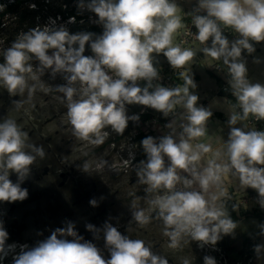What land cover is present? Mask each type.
Listing matches in <instances>:
<instances>
[{
	"label": "clouds",
	"instance_id": "9594fccd",
	"mask_svg": "<svg viewBox=\"0 0 264 264\" xmlns=\"http://www.w3.org/2000/svg\"><path fill=\"white\" fill-rule=\"evenodd\" d=\"M199 7L207 14L193 19L196 39L203 43L212 38V46L203 51L213 59L223 57V62L229 66L233 95L242 110V115L233 113L230 116L229 124L235 125L250 115L264 120V85L250 83L245 64L237 61L242 49L248 53L254 51L250 40L264 41V0H199ZM78 8H85L84 0H79ZM87 8L97 14L98 23L103 25L102 34L96 35L95 39L91 32L70 34L63 25L50 26L55 25V20L49 18L50 25L20 33L3 52L0 86L11 95L27 90L31 96L36 85H29L28 80L38 79L28 63L33 56L39 61L41 71L50 68L53 76L57 72L66 73L68 83L58 85L56 91L64 94L72 133L79 140L97 146L106 139L107 134H102L105 128L110 126L115 133L123 135L129 120L139 121L138 114L126 115V104L151 107L165 117L181 105L186 109L188 123L182 125L179 142L172 135L163 136L159 143L152 136L144 138L141 144L147 160L140 161L137 176L140 183L148 186L147 192L167 190L151 199L149 204L150 210L155 209L157 217L163 221L170 248L179 247L182 234L215 244L221 232L231 233L236 224L222 207H216L203 193L208 192L210 185H218L221 175L231 168L238 174L242 186L258 191L259 203L264 208V167L258 166L264 165V130L244 131L232 127L226 143L229 163L209 160L208 166L198 173L195 163L200 160L201 153L212 149L210 145H193L190 141L205 135V122L211 112L196 106L198 96L189 93V86L195 87V84L186 72L180 73L183 86L167 88L152 83L159 78L153 53H162L174 69L183 68L194 57L191 48L174 42L178 30L183 27L176 3L173 0H89ZM74 19L70 18L69 23ZM220 25L232 28L240 36L230 47ZM86 43L90 44L94 56L84 55ZM49 50H52L51 54ZM139 80L146 81V86H139ZM77 82L79 89L74 86ZM168 127L172 128V124ZM27 138L28 134L16 120L6 118L0 122V201H22L28 195L27 189L21 188V182L26 179L35 156L25 150ZM30 147L44 157L42 147ZM165 156L170 161L167 167ZM88 169L89 165L85 163L84 170ZM177 169L191 171L202 191H174L181 179ZM12 172L17 175L15 183L10 179ZM184 184L192 186L193 179L185 180ZM216 199L212 197V201ZM90 203L95 206L97 201L93 199ZM133 219L144 226L151 218L145 210L137 209ZM260 227L264 233V224ZM86 228L99 238L101 229L91 223ZM103 234L110 253L107 260L94 243L77 234L72 222L56 228L35 246L19 245L14 252L17 245L6 246L9 234L0 223V260L10 255L9 258L13 256L12 264H169L167 258L154 254L143 240L122 235L108 222L104 224ZM68 236L73 239L68 240ZM262 249L264 245H255L258 258ZM204 261L215 264L211 257L206 256ZM182 264L189 262L185 259Z\"/></svg>",
	"mask_w": 264,
	"mask_h": 264
},
{
	"label": "rangeland",
	"instance_id": "374dc122",
	"mask_svg": "<svg viewBox=\"0 0 264 264\" xmlns=\"http://www.w3.org/2000/svg\"><path fill=\"white\" fill-rule=\"evenodd\" d=\"M25 14L27 17L22 20L11 15L0 19V63H3V52L18 35L32 28V13L26 10ZM28 63L38 77L35 81L28 80L29 85H36L31 96L27 90L11 95L0 86V122L6 118L16 120L28 134L25 150L35 156L26 179L21 182V188L28 191L27 197L22 201H0V223L9 234L6 246L15 243L14 252L23 244L31 248L56 228L72 222L77 234L94 243L107 260L110 253L105 247L103 227L108 222L122 235L143 240L154 254L167 258L169 264H182L185 259L189 264H205L204 258L212 256L211 249L202 248L203 243L188 234L181 235L179 247L170 248L162 219L157 217L155 209L150 210L149 201L167 190L150 193L146 191L148 186L139 182L140 161L147 159L143 148L137 150L142 144L137 140L135 123H128L123 135L113 132L110 126L105 128L102 134H107L106 139L98 146L79 140L67 121L64 94L56 91L58 85L68 83L67 74L57 72L53 76L50 68L41 71L34 56ZM74 86L80 87L78 82ZM136 105L131 104V107L136 108ZM127 113L132 112L127 109ZM143 129L156 134L165 130L164 125L156 123L143 126ZM30 146L42 147L44 157L37 155ZM164 159L165 167L169 166L168 158L165 156ZM85 163L89 165L88 170H84ZM178 170L182 176H187ZM10 179L15 183L17 175L12 172ZM93 199L97 201L95 206L90 203ZM137 209L145 210L151 218L150 223L140 226L133 219V212ZM88 223L101 229L99 238L87 230ZM66 238L73 239L71 236ZM9 257L0 260V264H12L13 256Z\"/></svg>",
	"mask_w": 264,
	"mask_h": 264
},
{
	"label": "crops",
	"instance_id": "0c3cea01",
	"mask_svg": "<svg viewBox=\"0 0 264 264\" xmlns=\"http://www.w3.org/2000/svg\"><path fill=\"white\" fill-rule=\"evenodd\" d=\"M191 1L173 0L178 7V15L181 17L182 25L186 18V10L190 7L187 4ZM201 11L206 12L205 9H201ZM178 32L174 38L175 43ZM249 42L253 45L254 51L248 53L246 49H242L241 56L238 59L245 64L247 69L246 74L251 83L264 85V41L256 42L250 40ZM193 52L194 57L183 67L184 72L192 78L195 84V87L189 86V93L198 96L197 107H203L211 112V116L205 122V135L190 141L193 145L198 143L210 145L212 149L208 153H201L200 160L195 163L196 171L199 173L208 166L209 160L215 159L221 164L229 163L226 154V143L232 127L241 128L244 131H250L251 128L247 125L246 119L238 120L235 125L229 124L230 116L236 112L231 107L232 99L227 95L228 92L222 89L224 77L214 68L216 59L206 55L199 48H196ZM152 55L154 60L159 63H169L162 53H153ZM183 84L184 80L182 81V86ZM231 91V95H233V89ZM186 115V109L181 105L175 107L171 112V116L165 117L163 115L164 132L170 131L176 142H179L180 136L183 133L182 125L188 123ZM170 123L172 124V128L168 127ZM184 135L187 138L186 134ZM216 152H219L220 155L216 156ZM258 166L263 167V165ZM180 170L193 179L191 190L202 191L198 181H195L192 176L191 171ZM234 172L235 170L230 168L227 174L221 175V181L218 185H210L208 192L203 194L216 207H222L227 216L236 224L231 233L224 234L221 232L219 234L220 238L215 244L230 253H239L244 247L245 240L252 235H257L256 245H264V233H262L260 227L261 224H264V215L257 213L243 216L240 215L242 211L236 206L231 205L230 200L232 198L238 199L245 194L257 191L251 187L242 186L238 174H234ZM213 196L217 197L215 201H212ZM254 261L256 264H264V249L261 250L259 258L255 252Z\"/></svg>",
	"mask_w": 264,
	"mask_h": 264
},
{
	"label": "built area",
	"instance_id": "2783aa9c",
	"mask_svg": "<svg viewBox=\"0 0 264 264\" xmlns=\"http://www.w3.org/2000/svg\"><path fill=\"white\" fill-rule=\"evenodd\" d=\"M0 1H1L0 5L3 9L6 5L13 3L15 0H0ZM27 2H29L28 7L35 11L33 15L34 23L32 28L36 26L43 27L46 24L50 25L49 18H52V20H55V25H50V26H54L58 28L59 26L63 25L67 28L69 33H71L74 27H76V29L81 28L83 32L94 33L93 28L96 27L99 29V32L94 33L95 35L93 36V39H95L96 35H100L103 32V25L98 23L99 18L97 14L88 10L87 8V4L89 3V0H84L85 8L83 9L78 8L79 0H70L68 2L67 0H39L40 4H37L34 0H28ZM33 4H35L36 6L35 8L31 7V5ZM206 14H207L206 12H203L199 9V4L189 7L186 10V18L183 27L178 32L176 43L180 44L182 47L191 48L192 50L199 48L203 51L205 47H211L212 46L211 37L209 38L208 41L203 43L199 42L196 39L197 29L193 24V19L195 16L206 15ZM73 17L75 18L74 22L69 23V19ZM220 28L222 35H224L229 40V47L231 46L232 42L240 38L239 34L236 33L232 28L225 27L223 25H220ZM86 54L87 56H94V53L90 49L89 43H86L85 46L84 55ZM237 61L240 62L238 58ZM154 66L158 69V73H159V78L154 79L152 82L154 86L157 84L167 88H175L178 86H182L183 78L180 76V73L184 72L183 68L174 69L170 66L169 63H159ZM214 68L224 77V83L222 89L225 92H229L231 88L230 81L232 79V76L231 73L229 72V66L223 62V57H221L218 60L216 59L214 63ZM246 78L251 83L247 74H246ZM143 82L144 80L137 81L139 86H141L142 88L146 86V84ZM129 106H131V104H126L125 106L126 112ZM231 107L235 110L236 113H240L242 115V110L239 107L236 97H234L231 100ZM141 108H140L141 110L133 111L130 115L127 113V115L132 116L133 114L139 115L141 113L148 112L146 106H143ZM150 110H151L149 111L150 117L148 119L142 121L139 118V121H132V120L128 121V123H135L134 130L136 135L139 133L138 126H142V125L147 126L150 124L152 125L154 123H156V125H163L164 123V120H162L163 113H160L159 111L153 108ZM168 116H171V113H169ZM246 123L251 128V130H264V120H257L255 117L250 115L246 119ZM145 134L146 137L147 136L154 137L155 142L157 143H159L160 138H162L163 136L172 135L170 131H166L159 134H156L154 132H146ZM128 138L131 139V136H129ZM140 148H143L142 145L139 147L137 146V150H140ZM177 174L181 177V179L178 182L176 191L191 190V186L188 187L184 184L185 180L192 179L191 176L189 175L182 176V174L178 169H177ZM259 200L260 197L258 191H256L245 194L244 196L238 199L232 198L230 200V203L231 205L236 206L242 212H246L248 214L258 213L264 215V208L261 207ZM202 243L205 246V247L201 246L202 248L205 249L209 248L213 252L212 256L210 257L215 260V264H253L255 260V245L257 244V235L249 236L245 240L243 249H241L239 253H236V255L231 253L229 254L221 246H218L216 244H212L210 242L208 243L202 242Z\"/></svg>",
	"mask_w": 264,
	"mask_h": 264
},
{
	"label": "trees",
	"instance_id": "16d2710c",
	"mask_svg": "<svg viewBox=\"0 0 264 264\" xmlns=\"http://www.w3.org/2000/svg\"><path fill=\"white\" fill-rule=\"evenodd\" d=\"M28 0H15L13 3H11V4H8V5H6L4 8H3V11L2 12H0V19H2V20H4L3 18H4V16L5 15H11V16H14V17H17V18H19L20 20H22V19H24L25 17H27L26 16V14H25V11L27 10L28 12H31L32 13V16H31V20H32V22H34V20H33V15H34V13H35V11L34 10H32V9H30L29 7H28V3L29 2H27ZM37 4H40V2H39V0H34ZM68 1H70V0H67V2ZM26 9L25 11H22L23 9ZM199 9H200V7H199ZM201 10V9H200ZM23 12V13H22ZM72 12H74V11H72ZM32 27H33V25H32ZM79 32H83V30H81V28L80 29H76V27H74L73 28V30L71 31V33L70 34H75V33H79ZM93 32L94 33H98L99 32V29L98 28H96V27H94L93 28ZM85 56H87V54L85 55ZM153 63H154V65H157V64H159V62H157V61H155V60H153ZM143 83H145L146 84V82L144 81ZM231 88H230V91L232 90V86H230ZM150 91H152V89H150ZM228 92L227 93V95L230 97V99H233L234 98V96L233 95H231V92ZM137 107L136 108H132L131 106H129L128 107V111L131 113V112H133V111H137L138 109H140L141 107H143V105H140V104H137L136 105ZM146 109L148 110V112H146V113H141V114H139V118L142 120V121H144V120H146V119H148L149 117H150V113H149V111H151L150 109H152L151 107H147L146 106ZM138 131H139V133L137 134V140H139L140 142L146 137V131L143 129V126H138ZM142 154V152L140 153V155ZM143 155H144V157L147 159V156H146V153L145 152H143ZM240 215H250V214H248V213H244V212H241V214ZM211 243V242H210ZM228 252V251H227ZM229 254H230V252H228Z\"/></svg>",
	"mask_w": 264,
	"mask_h": 264
},
{
	"label": "water",
	"instance_id": "95a60500",
	"mask_svg": "<svg viewBox=\"0 0 264 264\" xmlns=\"http://www.w3.org/2000/svg\"><path fill=\"white\" fill-rule=\"evenodd\" d=\"M197 4H199V0H192L191 2H189L187 4V6L191 7V6H194V5H197ZM253 264H256V262L254 261Z\"/></svg>",
	"mask_w": 264,
	"mask_h": 264
}]
</instances>
